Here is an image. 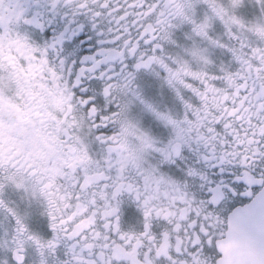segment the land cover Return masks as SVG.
<instances>
[{"label": "snow or ice", "instance_id": "1", "mask_svg": "<svg viewBox=\"0 0 264 264\" xmlns=\"http://www.w3.org/2000/svg\"><path fill=\"white\" fill-rule=\"evenodd\" d=\"M0 264H264V0H0Z\"/></svg>", "mask_w": 264, "mask_h": 264}]
</instances>
